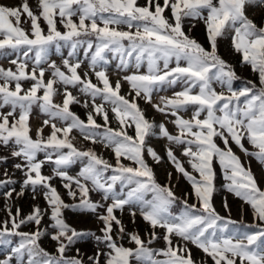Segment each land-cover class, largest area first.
Returning a JSON list of instances; mask_svg holds the SVG:
<instances>
[{"label": "snow or ice", "instance_id": "1", "mask_svg": "<svg viewBox=\"0 0 264 264\" xmlns=\"http://www.w3.org/2000/svg\"><path fill=\"white\" fill-rule=\"evenodd\" d=\"M252 3L253 0H163L161 4L160 0H145L141 6L138 0H37L35 11L28 0L17 7L0 5V55H7L11 50L24 57L10 61L15 70L0 67V108H10L0 112V146L21 161L13 165L23 173L18 195L30 189L35 199V193L41 191L47 204L44 209L33 207L23 217L20 209L13 213L11 206L8 207V219L0 222V245H12L13 237H19V242L11 247L7 258L0 259V264H12L14 257L15 264H84L79 249L75 256L66 253L86 237L93 238L100 249L88 258L91 264H102L101 257H104L103 264H133V261L136 264H196L188 243L211 258L213 264H264V190L232 148L234 144L245 155L264 164V27L257 26L246 15V6ZM256 3L264 5V0ZM166 11H170V17L165 16ZM185 19L203 21L210 49L185 33ZM121 25L130 30H120ZM227 34H231L232 46L240 54L241 63L258 74L260 87L249 81L250 87L233 88V81L240 78L217 54L218 38ZM64 45L71 51L62 60V68L55 62L48 64L52 78L46 80L45 69L40 65L47 62L50 47L55 46L59 51ZM78 48L84 49L88 67L98 83L92 82L88 72L81 75L78 71L82 65L75 58ZM109 53L118 59L119 68H135L133 74L123 77L129 86V95L134 93L131 100L120 94L121 81L117 80L113 86L103 67L109 62ZM173 62L175 66L170 67ZM145 65L146 71L141 72ZM23 81H30V86L25 88ZM214 83L221 86L220 91L213 87ZM58 84L63 86L62 92L56 87ZM177 84L182 90L171 97L161 96L160 103H152L154 91ZM69 86L78 87L81 94L91 98L90 105L87 100L83 103L85 108H91L86 123L71 111L70 106L81 101L68 90ZM58 93L62 95L61 103L54 102ZM97 98L102 103H97ZM137 98L152 104L156 112L173 117L170 122L176 134L164 123L156 125L149 121ZM106 104L111 106L118 129L109 127ZM33 105H38L48 117L36 130L35 139L30 135L29 123ZM189 108L192 115L186 119L180 113ZM97 116L102 118L103 125L97 123ZM57 120L63 126L58 127ZM45 127L51 129L47 137L43 135ZM129 128L134 130V135H129ZM73 129H79L85 140L111 148L115 164L91 149H78L70 138ZM150 135L166 139L168 160L191 185L195 202L181 201L180 215L170 211L178 199L175 193L171 187L157 183L145 161L146 152L155 162H161L160 155L146 145ZM217 138L223 147L218 145ZM245 140L255 151L245 147ZM172 146H182L181 155L187 158L191 172ZM41 152L45 153L43 160L37 159ZM8 158L0 156V163ZM77 160L83 162V167L76 176H71L66 169ZM122 160L131 163L126 165ZM45 163L54 166L52 175L43 174ZM214 163L223 170L226 190L250 206L258 223L243 224L217 213L212 203ZM3 177L0 188L7 189L5 199L11 200L15 188L8 186L16 181L7 169ZM56 177L63 182L69 197L74 201L79 199L78 203L64 202L52 183ZM91 192L100 193L103 203L93 201ZM126 206H138L143 220L152 229L147 241L138 233L126 232L115 214L117 210L123 212ZM66 208L96 213L103 224L101 234L73 228L64 218ZM99 209H103L102 214ZM131 215L134 217L136 212L132 211ZM45 216L51 222L52 231L47 234L56 242L55 255L39 244L41 236L46 234L40 228ZM25 224H34L36 230L19 231ZM230 226L235 231L225 235ZM156 229L164 230L162 237ZM125 238L135 247H125L119 242ZM161 238L165 248L149 247ZM174 238L184 244L174 242Z\"/></svg>", "mask_w": 264, "mask_h": 264}, {"label": "rangeland", "instance_id": "2", "mask_svg": "<svg viewBox=\"0 0 264 264\" xmlns=\"http://www.w3.org/2000/svg\"><path fill=\"white\" fill-rule=\"evenodd\" d=\"M30 7L33 8L35 11L37 9V0H28ZM23 3V0H0V5L5 6H12L17 7L20 4ZM139 5L143 6L145 4V0H138ZM160 3L163 4V0H160ZM246 15L252 19L257 26L264 27V5H258L256 3V0H253V3L249 6H246ZM165 16L170 17V11L165 12ZM73 19H76L75 17ZM41 26L46 29V25H44L43 21H41ZM22 27H29L27 24H22ZM61 31H63L62 26L58 25ZM120 30L123 31H129L130 29L127 28L125 25L120 26ZM183 30L185 33L190 37L195 39L198 43H200L203 47L206 49H210L209 43L207 41V34L205 30V25L202 20H193V19H185L183 21ZM131 31H135V29H131ZM127 43V42H125ZM217 54L226 61L228 65H230L236 72L237 76L240 78L238 80L233 81V88L234 89H240L245 86H251L247 82L251 81L253 82L256 87H260L259 85V79L258 74L252 72L250 66L242 64L241 63V56L240 54L236 53L234 51V48L232 46L231 42V34H227L223 37L218 38L217 41ZM71 51V49L64 45L62 46L59 51H57L55 46H52L48 50V56H47V62L40 65V67L45 69V79H51V69L48 67V64L51 62H55L57 66H60L62 68V60L67 57L68 52ZM77 59L82 61L81 68L78 70L81 75H83L85 72L89 73V76L92 79L93 83H98L96 80L95 75L91 72L89 69V60L84 57V49L78 48L76 51V57ZM12 59H24V57L21 54L13 53L11 50H8L7 55H0V67H3L5 69L12 68L15 70V65H12L10 61ZM108 64L103 66L104 69L107 72V75L109 76V79L113 86L115 85L117 80L121 81V95L127 97L129 100H131L134 96V93L130 96L129 92V86L126 81L123 80V77L126 75H131L133 72H135V68L129 67L128 69H121L118 67L119 61L118 59H114L112 57V54H107ZM162 63V62H161ZM183 64V62H181ZM28 66L29 71H31V68L33 67V57L30 54L28 58ZM174 62L170 64V67H174ZM141 72L146 71V65L143 66L140 69ZM23 86L25 88H28L31 84L30 81H23ZM102 86V85H101ZM57 88L61 89V92L63 91L62 85H56ZM213 87L216 88L217 91L221 90V86L217 83L213 84ZM69 91L73 93L80 101L79 104H73L71 105V111L74 112L81 120H83L85 123L87 122V114L89 111H91V108H85L83 106V103L85 100L88 101L89 105L91 104V98L86 97L83 94L80 93L79 88H72L69 86ZM182 90V86L180 84H177L175 87H168L163 90H160L158 92H153L152 97V103H160V97H171L174 92ZM196 91V90H194ZM55 103H61L62 102V95L60 93L57 94L56 97H54ZM97 103H102V101L97 98ZM137 104L139 107L144 111L145 117L153 122L156 125H159L160 123H164L165 126L168 128V130L172 134H176V129L174 125L170 122L173 117L165 116L161 113H158L154 110L152 107V104L146 103L144 99L137 98L136 99ZM106 110L109 113V127L113 129H118V122L116 121L114 114L111 111L110 105H105ZM9 107L0 108V112H7L9 111ZM184 118H190L192 115L191 108H189L186 112L180 113ZM48 117L41 112L38 105H33L31 116L29 119V123L31 126V133L32 137L36 138V130L43 125V121L47 119ZM203 118V117H202ZM97 123L103 125V120L101 117H96ZM57 123L58 127L63 126V123L59 120L55 121ZM50 127H45L43 131V135L47 137L50 134ZM102 131V129L100 130ZM155 133H158V129L153 130ZM129 135H134V130L132 128L128 129ZM73 144L81 150H88L91 149L94 152L97 153L98 156L103 157L106 159L109 163L115 164V158L114 153L112 152L111 148H106L104 144L102 143H92L91 140H85L83 135L81 134L79 129H73L71 133V137ZM216 142L219 146L223 147L222 142L217 138ZM245 144V147L248 148L249 151H255L251 147L250 144L245 140L243 141ZM146 145L152 147L161 157V162L157 163L155 162L150 156L147 155L145 152V161L149 165V167L152 168L155 179L158 184L161 186H169L171 187L172 191L175 193V196L178 198L176 203H174L170 211L173 215H180L182 211V204L181 201L184 199H187L189 204H192L195 202V197L191 195L192 188L191 185L188 183L186 179L183 178V176L175 171V168L171 164V162L168 160L166 156V148L169 147L168 142L166 139L159 138L158 135H150L146 138ZM174 147L176 156L181 160V162L184 164V167L188 171H192L190 165L186 163L187 158L183 157L181 155V147ZM233 151L237 156H239L242 164L246 167L251 169L258 186L261 190H264V164H261L255 157H250L245 155L243 152L240 151L239 148H237L234 144H232ZM66 151V150H65ZM0 156H8V160L5 163H0V179H3V172L5 169L9 172L11 179L16 181V184L9 185V188H15V192H13V198L11 200H6L4 193L7 189L0 188V222H3L4 220L8 219L7 216V209L9 206H11L13 213H15L16 209L21 210V216H27L35 206H39L41 209L47 208L46 201L43 198V194L41 191H37L35 193L36 198L33 199L34 193L30 189H24L23 195H18L21 189V184L23 180V173L19 170L15 169L13 165L15 163L21 162L17 158H13L10 156L9 151L4 148L3 146H0ZM45 158V153L41 152L38 153L37 159L43 160ZM122 162L126 165L130 164V161L122 160ZM53 165L49 163H45L42 172L44 175H52L53 174ZM83 167V162L77 160L75 163H73L70 167H68L66 170L69 175L76 176L78 172ZM215 168V191L213 193L212 197V203L213 207L217 211V213L221 217L229 218L234 221L241 222L243 224H253L258 223V221L254 220L252 209L249 205L245 204L240 198H237L232 193L228 192L226 190V181L224 180V174L223 170L220 168L218 163H214ZM169 173H171V177H169ZM53 185L57 188L58 192L60 193L62 199L66 204L72 205L79 202V199L73 200L71 197L67 195V190L63 187V182L58 178H54L52 181ZM119 189V185L117 186ZM90 198L93 201H99L101 200V194L98 192H91ZM148 199L151 198V194L148 195ZM225 204H227V207H225ZM135 211L136 215L133 217L131 215V212ZM98 212L100 214L103 213V209H99ZM64 218L66 222L71 225L73 228L77 229L78 231L83 232H94L96 235H100V229L103 227L102 222L97 218L96 213L81 211L74 208H66L63 210ZM117 217L121 220L122 224L124 225L126 232L128 233H138L142 239L147 241L149 239V234L151 233L152 229L150 226L143 220L138 206L133 207H125V210L123 212H120L117 210L115 213ZM51 222L49 221L48 217L45 216L42 223H41V230H46V234L42 235L39 244L41 248L49 252L50 254L55 255V249H56V242L52 241L47 233H50L52 229L49 227V224ZM236 227H239L237 225ZM36 230V227L34 224H25L22 225V227L19 229V231L22 232H33ZM235 231V229L230 226L229 232L225 233V235H230ZM116 232V226L114 225V235ZM156 232L158 236L162 237L164 230L163 229H156ZM13 244L9 246H3L0 245V259H5L10 253L11 247H14L19 242V237H13ZM122 243L125 247H135L133 244H130L125 238L122 241H119ZM174 242H179L181 245L184 244L183 241H180L179 238H174ZM188 248L191 250L192 258L196 262V264H213V261L211 258L207 257L200 249L196 248L194 245L188 243ZM149 247L153 249H163L166 247L163 239H157L154 241ZM76 249H79V257L84 260V264H91V262L88 260L89 257H94L97 252L100 250L97 246V242L91 238L86 237L78 240L75 245L71 247V249L66 253L68 256H75L77 255ZM160 259H163V257H158ZM104 257H101V262L103 264ZM12 264H15V257L13 258ZM133 264H136L135 261H133Z\"/></svg>", "mask_w": 264, "mask_h": 264}]
</instances>
